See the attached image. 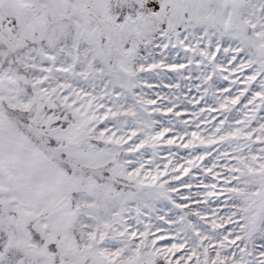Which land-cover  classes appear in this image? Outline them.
Returning <instances> with one entry per match:
<instances>
[{
	"label": "snow or ice",
	"instance_id": "snow-or-ice-1",
	"mask_svg": "<svg viewBox=\"0 0 264 264\" xmlns=\"http://www.w3.org/2000/svg\"><path fill=\"white\" fill-rule=\"evenodd\" d=\"M0 264H264V0H0Z\"/></svg>",
	"mask_w": 264,
	"mask_h": 264
}]
</instances>
